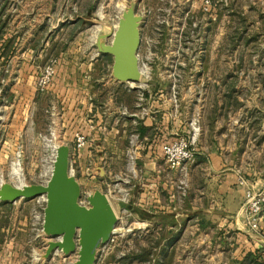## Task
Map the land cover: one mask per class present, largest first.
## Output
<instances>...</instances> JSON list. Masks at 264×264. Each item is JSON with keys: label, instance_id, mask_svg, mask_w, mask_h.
I'll return each mask as SVG.
<instances>
[{"label": "crops", "instance_id": "0c3cea01", "mask_svg": "<svg viewBox=\"0 0 264 264\" xmlns=\"http://www.w3.org/2000/svg\"><path fill=\"white\" fill-rule=\"evenodd\" d=\"M55 7L56 0H0V87L5 91L0 100V174L18 149L14 146L30 140L43 149V137L54 120L60 146L71 149V164L82 189L108 195L104 189L112 176L128 172L129 141L137 131L142 144L139 172L130 176L129 183L124 180L130 190L127 207L108 196L116 214L125 208L135 221L133 229L142 236L150 233L151 221L160 215L189 218L198 231H215L223 245L224 239L235 238L238 257L261 248L264 238L247 227L245 192L264 186V85L256 79L248 85L231 84L229 79L207 85L201 134L197 129L193 135L196 160L190 167L189 208L178 209L179 172L169 169L161 147L177 140L188 123L160 91L152 95L149 89L144 94L148 115L136 110L134 88L118 82L112 67L106 75L97 57L78 55L76 50L75 55L54 58L39 55L43 49L39 44L49 45ZM258 21L262 24L263 18ZM52 59L57 61L56 76L48 91L39 94L38 76ZM77 133L88 138L80 151L75 146ZM36 208L38 199L0 202V264H75L77 257L60 252L47 260L32 257L37 252L44 257L48 243L44 237L35 242L31 221ZM118 236L98 252L96 264H142Z\"/></svg>", "mask_w": 264, "mask_h": 264}, {"label": "rangeland", "instance_id": "374dc122", "mask_svg": "<svg viewBox=\"0 0 264 264\" xmlns=\"http://www.w3.org/2000/svg\"><path fill=\"white\" fill-rule=\"evenodd\" d=\"M55 8L54 29L49 28V33L53 32L49 45L40 43L44 50L41 49L39 55H54L51 57L54 58L75 55L76 50L78 55L101 60L98 67L104 69L106 75L111 73V67L113 69L112 59L110 54L101 52L100 46L110 47L114 28L131 10L129 16L139 24L138 58L143 72L140 82L129 84L134 88L136 110L143 113L145 109L148 115L144 94L149 89L152 95L160 91L164 99L173 103V111L188 123V129L177 140L191 139L194 128L201 134L202 106L208 84L229 79L231 84L248 85L256 79V83L264 85V0H56ZM259 16L263 18L262 24ZM77 18L80 22L74 24ZM48 64L47 61L46 66ZM0 91V100H3L5 91L2 87ZM46 92L38 91L39 94ZM58 143L56 147L61 145ZM46 148V144L43 150L30 140L24 146H14L15 154L7 160L0 178L3 175L6 183L16 185H43L49 168ZM18 151L22 153L21 164L15 163L12 169ZM126 159L128 172L112 176L104 189L122 207H127L130 199V190L124 180L129 183L130 176L139 172L137 167L136 174H131L128 157ZM194 162L178 171V209L189 208L190 167ZM16 168L21 171L20 178L16 176ZM94 190L83 189L81 200ZM36 211L40 210L36 208L32 212V226ZM117 214L119 241L128 248L131 246L142 264H252L254 260L247 258L249 253L256 255L255 264H264V243L261 248L248 250L238 257L234 252L235 238L224 239L223 245L217 240L215 231H207V228L206 232L198 231L196 222L189 218L155 216L150 233L142 236L133 229L135 221L125 208H120Z\"/></svg>", "mask_w": 264, "mask_h": 264}, {"label": "water", "instance_id": "95a60500", "mask_svg": "<svg viewBox=\"0 0 264 264\" xmlns=\"http://www.w3.org/2000/svg\"><path fill=\"white\" fill-rule=\"evenodd\" d=\"M115 38L122 44L115 53L101 51L114 58V78L120 83L140 82L138 22L125 13ZM71 156L70 147L58 149L54 171L46 185L22 187L0 183V202L45 198L43 232L49 242L44 259L60 252L65 257L76 255L75 264H96L98 252L116 236L119 219L108 196L102 191L97 190L88 197L87 207L80 204L83 189L71 172Z\"/></svg>", "mask_w": 264, "mask_h": 264}, {"label": "built area", "instance_id": "2783aa9c", "mask_svg": "<svg viewBox=\"0 0 264 264\" xmlns=\"http://www.w3.org/2000/svg\"><path fill=\"white\" fill-rule=\"evenodd\" d=\"M57 61L52 60L47 66L41 70V78L37 79L36 89L40 92H46L51 86L52 80L56 73ZM40 75V74H39ZM1 94V91H0ZM144 100V99H141ZM55 110H52V115H54ZM143 115H147L145 109L142 110ZM194 131L197 130L194 128ZM56 132L55 122H52V127H50L48 134L43 137V141L47 146L49 153V168L46 170V180L43 185H46L52 177L54 171V164L57 157L56 143H58V137ZM59 144V143H58ZM88 144V138L83 133H77L75 135V146L78 151L83 150ZM196 144L195 137L191 139H178L173 142L165 143L161 147L162 154L165 158V162L169 169L172 171H182L187 165L194 162L196 157V150L194 148ZM142 144L140 142V134L134 132L130 137V147L127 152V157L129 161V171L131 174H136L137 170V160L139 153L141 151ZM22 153L18 151L16 154L15 161L12 162L13 166L15 163L21 164ZM22 166V165H21ZM72 174L75 175L73 167L71 168ZM12 180H15L12 175H10ZM4 180V176L1 175L0 182ZM240 185L245 186V181L240 180ZM14 184V183H13ZM91 195L89 193L84 201L80 200L82 206H88V197ZM108 196V195H107ZM246 204H245V217L248 229L261 237L264 238V186L261 189L248 188L245 192ZM40 208L34 213V225L33 231L35 232L36 240L40 238H46L43 232V222H44V209L46 207V199L39 198ZM48 241V240H47ZM114 241V238L112 242ZM49 242V241H48ZM48 243L45 244L47 247ZM37 259L41 260V255L37 252L35 253Z\"/></svg>", "mask_w": 264, "mask_h": 264}, {"label": "bare ground", "instance_id": "6f19581e", "mask_svg": "<svg viewBox=\"0 0 264 264\" xmlns=\"http://www.w3.org/2000/svg\"><path fill=\"white\" fill-rule=\"evenodd\" d=\"M125 13V12H124ZM131 13V10H129L127 13H126V15H128L129 16V14ZM119 27H120V22L117 24V26L114 28V32H113V41H112V43H111V45H110V47L109 48H106V47H103V46H100L101 45V41L99 42V46H100V50L101 51H112L113 53H115V51H117L120 47H121V43L119 42V41H117L116 40V38H115V34H116V32L118 31V29H119ZM143 73V72H142ZM148 74V73H147ZM56 141H57V137H56ZM61 146H57L56 147V149H57V151H58V149L60 148ZM15 173H16V176L17 177H21L22 176V174H21V171H20V169H18V168H16L15 169ZM1 184H3L4 182L3 181H1L0 182ZM17 186H22V187H25V186H28V185H17Z\"/></svg>", "mask_w": 264, "mask_h": 264}, {"label": "trees", "instance_id": "16d2710c", "mask_svg": "<svg viewBox=\"0 0 264 264\" xmlns=\"http://www.w3.org/2000/svg\"><path fill=\"white\" fill-rule=\"evenodd\" d=\"M110 59H111V58H110ZM248 257H251V258L254 260V261H252L251 263H252V264H255V260H256V258H257L256 255H253V254L249 253V254L247 255V258H248ZM245 258H246V257H245Z\"/></svg>", "mask_w": 264, "mask_h": 264}]
</instances>
